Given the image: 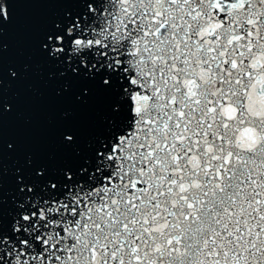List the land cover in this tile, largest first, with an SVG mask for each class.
I'll return each mask as SVG.
<instances>
[{
  "label": "snow or ice",
  "instance_id": "snow-or-ice-1",
  "mask_svg": "<svg viewBox=\"0 0 264 264\" xmlns=\"http://www.w3.org/2000/svg\"><path fill=\"white\" fill-rule=\"evenodd\" d=\"M70 107L5 194L15 5ZM0 264H264V0H0Z\"/></svg>",
  "mask_w": 264,
  "mask_h": 264
},
{
  "label": "water",
  "instance_id": "water-1",
  "mask_svg": "<svg viewBox=\"0 0 264 264\" xmlns=\"http://www.w3.org/2000/svg\"><path fill=\"white\" fill-rule=\"evenodd\" d=\"M14 23L5 29V62L31 63L33 70L21 81L5 82V95L16 102V112L5 119V140H15L18 151L5 154L4 189L12 187L10 170L15 161H22L25 153H34L40 159L56 166L71 159L70 153L56 143L62 114L70 107L67 100L56 95L61 82L49 80L53 71L41 62L37 51V36L45 16L54 11V5L19 4Z\"/></svg>",
  "mask_w": 264,
  "mask_h": 264
}]
</instances>
